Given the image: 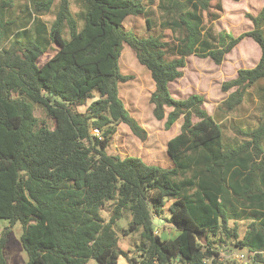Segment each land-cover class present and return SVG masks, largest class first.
<instances>
[{
  "label": "trees",
  "instance_id": "1",
  "mask_svg": "<svg viewBox=\"0 0 264 264\" xmlns=\"http://www.w3.org/2000/svg\"><path fill=\"white\" fill-rule=\"evenodd\" d=\"M54 1L30 0L21 19L11 16L12 0H0V218L23 225L25 264L91 258L119 264L120 256L127 264H241L221 259L224 251L264 264V85L258 125H238L229 143L203 94L176 98L170 90L189 56L221 64L249 36L261 48L260 60L222 83L225 92L235 89L218 105L224 118L237 112L249 88L264 80V7L249 15L254 28L235 36L215 29L220 13L212 11L213 0H160L158 31L143 0H75L84 7L76 16L71 1L61 0L48 28L41 16ZM133 15H145L154 31L142 36L127 29ZM52 43L59 48L40 65ZM124 43L155 82V117H166L170 128L183 116L181 131L167 143L173 166L107 150L121 123L139 137L145 133L120 96L119 84L129 79L119 64ZM35 106L52 126L35 115ZM106 204L109 220L102 215ZM167 208L178 229L173 238H162L154 222ZM123 210L132 216L124 234H140L136 256L119 248L114 224ZM7 234L0 238V264H8Z\"/></svg>",
  "mask_w": 264,
  "mask_h": 264
},
{
  "label": "rangeland",
  "instance_id": "2",
  "mask_svg": "<svg viewBox=\"0 0 264 264\" xmlns=\"http://www.w3.org/2000/svg\"><path fill=\"white\" fill-rule=\"evenodd\" d=\"M70 1V8L75 16L84 10V7L80 3L75 0ZM143 1L148 9L152 11L151 14H153V17L157 19L158 24L155 30H160V21L158 20L160 17V11L158 10L160 0ZM12 2V17L22 19L23 16L27 15V5L30 6V0H12ZM60 3L61 0H55L51 10L41 16L48 28L51 27L57 17ZM218 5L222 7L220 10L218 9ZM263 7L264 0H213L212 11L220 13V17L213 22L214 27L218 31L227 30L237 36L242 32L254 28V23L249 15H257ZM78 25L81 28L83 22L79 20ZM124 26L142 36H146L154 31V29H148L145 15L128 17L124 22ZM164 33L168 38L172 36V32L168 29H165ZM64 35L66 38H70L68 27L64 28ZM58 48L57 44L52 43L48 51L39 58V64H44L54 55ZM260 57L261 48L259 44L254 38L249 36L243 38L225 56L221 64H216L209 57L200 58L196 55H191L187 58L186 66L183 68V76L170 83V90L176 98H186L191 93L203 94L205 96L204 107L219 120L221 118L224 123V140H226V143H229V140L233 142L234 138L238 137L236 132L238 125L244 126V128L258 125V119L260 117L259 106L261 105L258 98V89L260 84L264 85V80H260L257 84L249 88V92H247L248 94L238 111L232 113L227 118L221 116L222 111L218 110V105L235 88L225 92L222 90V83L236 77L240 68L255 66ZM119 64L121 72L129 76L126 82L119 84L120 96L123 98L131 114L140 122L145 133L144 138L139 137L127 124H119L107 148L108 152L122 157L139 156L149 164L164 167L173 166V160L167 151V143L181 131L183 116L170 128H166L165 126L166 117L161 120L155 117L153 112L154 104L150 100L151 94L155 90V82L148 68L139 62L135 50L127 43L123 45ZM91 101L92 99L88 101V104ZM80 109L84 111L86 106H81ZM170 110L171 108L167 107L166 113ZM35 115L40 119L47 118L49 124L51 126L53 125V120L49 119L45 112L38 106H35ZM193 120L198 121L199 119L194 116ZM105 207L102 215L106 220H109L111 216V211L108 208L109 204H106ZM164 217L160 218L155 216L158 219L157 232L162 238H173L178 234V229L168 221L170 217L168 208L166 209ZM131 219L130 212L123 210L122 216L114 224V229L120 237L119 248L127 251L130 256H136L139 254L137 246H139L141 241L139 232L128 235L124 234V229L128 227ZM244 229L245 224H243ZM4 232H8L7 242L3 249L7 263L25 264L28 260V255L21 242V236L24 232L23 225L16 223L11 226L8 220L0 218V238ZM237 252L239 251H231V253ZM228 253L224 251V258L221 257V259L228 260L233 258H229ZM233 256L241 264H247L249 261L247 257L239 259L234 254ZM126 261L127 259L124 256H120L119 264H124ZM87 264L100 263L91 258Z\"/></svg>",
  "mask_w": 264,
  "mask_h": 264
},
{
  "label": "built area",
  "instance_id": "3",
  "mask_svg": "<svg viewBox=\"0 0 264 264\" xmlns=\"http://www.w3.org/2000/svg\"><path fill=\"white\" fill-rule=\"evenodd\" d=\"M233 254L237 257V258H239V259H241V258H243V257H246L245 256V254H241V253H228V257L230 258V257H233L234 258V256H233Z\"/></svg>",
  "mask_w": 264,
  "mask_h": 264
},
{
  "label": "water",
  "instance_id": "4",
  "mask_svg": "<svg viewBox=\"0 0 264 264\" xmlns=\"http://www.w3.org/2000/svg\"><path fill=\"white\" fill-rule=\"evenodd\" d=\"M154 222L157 224L158 223V219L157 218H154Z\"/></svg>",
  "mask_w": 264,
  "mask_h": 264
},
{
  "label": "crops",
  "instance_id": "5",
  "mask_svg": "<svg viewBox=\"0 0 264 264\" xmlns=\"http://www.w3.org/2000/svg\"><path fill=\"white\" fill-rule=\"evenodd\" d=\"M261 53H262V51H261ZM260 60V59H259ZM258 63V62H257ZM124 264H127V261H126V263H124Z\"/></svg>",
  "mask_w": 264,
  "mask_h": 264
}]
</instances>
